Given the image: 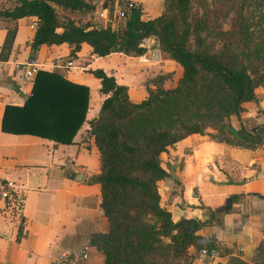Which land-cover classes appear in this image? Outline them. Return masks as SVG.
Instances as JSON below:
<instances>
[{
	"label": "trees",
	"instance_id": "1",
	"mask_svg": "<svg viewBox=\"0 0 264 264\" xmlns=\"http://www.w3.org/2000/svg\"><path fill=\"white\" fill-rule=\"evenodd\" d=\"M94 2L0 0V18H36L28 45L33 58L41 46L63 44L69 61L82 45L99 58L141 57L143 42L153 38L160 54L180 66L174 88L165 89L166 77L157 76L140 103H132L127 87L112 76L90 72L104 97L97 118L87 123L100 163L92 182L100 186L108 223V232L91 236L90 244L103 264H186L190 248L203 249L195 235L202 224L173 223L161 205L158 183L167 178L161 155L192 135L244 149L262 144L264 125L235 130L230 120L240 119L245 104H257L255 91L264 89V0H163L156 18L144 20L142 9L134 8L117 30L93 24ZM124 2L103 0V9L112 14ZM234 7L224 30L222 21ZM15 30L7 31L10 43ZM88 98L86 86L39 71L24 105L5 107L1 131L71 145L86 122Z\"/></svg>",
	"mask_w": 264,
	"mask_h": 264
},
{
	"label": "crops",
	"instance_id": "2",
	"mask_svg": "<svg viewBox=\"0 0 264 264\" xmlns=\"http://www.w3.org/2000/svg\"><path fill=\"white\" fill-rule=\"evenodd\" d=\"M95 2L100 10L103 0ZM128 2L140 6L142 19L150 20L160 14L163 0ZM36 23L33 17L16 23L0 18V185L14 184L24 194L19 220L0 217V264H55L65 252L70 254L68 264H103V255L90 244L91 236L108 232V223L100 209V186L92 182L100 163L87 123L97 118L104 97L90 72L102 70L112 76L127 87L132 103H140L157 76H165L163 87L172 89L182 69L162 54L157 61L150 59L148 50L141 57L99 58L87 45L71 61L65 44L41 46L33 58L28 45ZM93 24L107 27L94 14ZM15 27L10 43L7 31ZM151 43L148 40L146 46ZM31 61L41 66L40 71L89 90L86 122L71 145L1 131L5 107H22L31 95L34 81L25 78ZM67 62H72L71 69H64ZM255 94L258 103L245 104L240 119L231 118L235 130L264 125V89ZM161 168L167 178L158 183L160 201L173 223L202 224L195 235L204 241L203 248L218 250L214 260H202L205 264H264V139L260 146L244 149L192 135L161 155ZM84 249L87 258L79 262ZM197 255L198 250L190 248L186 264H199Z\"/></svg>",
	"mask_w": 264,
	"mask_h": 264
},
{
	"label": "built area",
	"instance_id": "3",
	"mask_svg": "<svg viewBox=\"0 0 264 264\" xmlns=\"http://www.w3.org/2000/svg\"><path fill=\"white\" fill-rule=\"evenodd\" d=\"M95 11L94 16L99 19H104L107 26H114L117 22L124 21L129 12L138 8L134 3L128 2L125 3L124 7L115 5L112 11V14L109 13L107 9L103 7L98 10L97 3L94 2ZM33 27V26H32ZM36 28V26H35ZM117 28L113 30H117ZM148 40H152L150 45H147ZM143 47L145 50L150 53V59L158 60L160 58V52L158 50L157 41L153 38L147 39L143 42ZM27 70L25 72V78L33 82L37 73L41 70V66L35 62L31 61L27 65ZM64 69H71L73 67L72 62H67L64 66ZM24 205V194L23 191L15 186L14 184L7 183L0 185V217L7 220L8 222H13L14 220H19L22 214ZM262 239L264 240V233L262 234ZM218 256V250L216 248H203L198 251L197 260L199 264H205L202 260L209 259L214 260ZM87 258V249L81 251L77 260L79 262L84 261ZM70 259V254L68 252L62 253L59 258L56 260L55 264H68Z\"/></svg>",
	"mask_w": 264,
	"mask_h": 264
},
{
	"label": "rangeland",
	"instance_id": "4",
	"mask_svg": "<svg viewBox=\"0 0 264 264\" xmlns=\"http://www.w3.org/2000/svg\"><path fill=\"white\" fill-rule=\"evenodd\" d=\"M125 4V2L123 3ZM124 6V5H123ZM162 6V5H161ZM236 6V5H235ZM138 8H141L140 6H138ZM236 7L233 8V11H231V14L227 16V18L225 20H223V28L224 30L228 29L229 25H230V21L232 20L233 16H234V10H235ZM142 9V8H141ZM161 12V11H160ZM150 17L152 15H149ZM66 15L65 14H60V18L61 20L65 19ZM124 24V21H120L119 25H118V28L121 27L122 25ZM159 60V59H158ZM154 61H157V60H154ZM167 87H170V86H167Z\"/></svg>",
	"mask_w": 264,
	"mask_h": 264
}]
</instances>
